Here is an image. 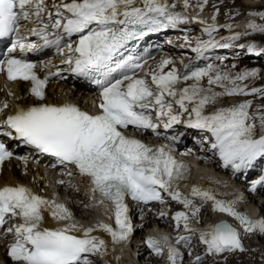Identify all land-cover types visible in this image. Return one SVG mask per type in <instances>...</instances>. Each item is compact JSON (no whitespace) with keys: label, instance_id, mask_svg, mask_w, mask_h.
<instances>
[{"label":"snow or ice","instance_id":"snow-or-ice-1","mask_svg":"<svg viewBox=\"0 0 264 264\" xmlns=\"http://www.w3.org/2000/svg\"><path fill=\"white\" fill-rule=\"evenodd\" d=\"M184 4L187 7L188 0ZM175 7L167 0H51V3L0 0V38L14 37L9 40L8 54L0 59V72L6 73L9 80L30 81L31 94L44 100L48 78L41 79L37 65L24 56L54 45L59 52L68 49L65 62L75 75L91 79L101 89L98 114H89L73 104L22 107L7 117L5 126L9 131L0 135L22 140L40 152L57 157L61 163L75 165L81 174L90 177L92 191L100 193L101 203L107 200L113 205L119 230L106 224L99 227L110 233L116 243L126 240L131 231L126 196L147 203L162 201L161 191H164L186 208L192 205L191 200L181 199V193L176 190L187 165L166 147H152L127 135L130 126L138 131L171 128L181 123L183 114H188L187 127L207 130L215 137L212 148L219 149L225 166L232 165L239 171L251 166L257 157H264V134L257 138V129L264 130V109L250 111L252 102L245 100L204 114L205 107L219 97L264 93V89L257 88L249 92L246 85L238 83L255 76V71L232 77L215 71L212 65L194 70L186 65L188 71L181 75L175 67L165 71L174 63L165 58L150 67L146 74L150 82L137 78V70L143 69L147 60L133 54L136 44L132 42L186 22L187 17L175 11ZM22 28L28 35L39 37L43 44L25 42ZM214 30L212 26L205 29L209 35ZM259 31L264 32V27ZM219 46L206 42L193 51L199 54L206 48ZM205 78L210 86L207 89L201 84ZM190 80L193 83L177 89L181 81ZM211 86H219L223 91H213ZM174 106H178V112ZM12 156L13 152L0 141V166ZM192 195L214 200L216 209L236 217L245 225L246 232L264 233V221L253 222L231 205L215 200L211 193L194 188ZM50 206H54V218H70L63 205L34 194L23 185L0 189V228L9 218L23 219L22 223H13L6 229L14 236L7 254L16 264H92L89 256L105 249V241L91 236L92 228L86 229L82 238L71 234L77 229L75 224L56 230L41 229L43 210ZM198 212L196 208L192 214ZM174 219L178 227L183 221L188 229L186 212H177ZM180 240L187 238L182 236ZM200 240L209 254L245 250L240 233L227 223L201 233ZM147 243L157 255L162 254L158 241L149 239ZM180 255L178 249L169 248L171 264H176Z\"/></svg>","mask_w":264,"mask_h":264},{"label":"bare ground","instance_id":"bare-ground-1","mask_svg":"<svg viewBox=\"0 0 264 264\" xmlns=\"http://www.w3.org/2000/svg\"><path fill=\"white\" fill-rule=\"evenodd\" d=\"M192 2L193 1H198V2H204V0H188ZM218 1L215 0L212 4L204 5V10H200V8L195 7L196 11L198 13H202L207 19H210L208 22V25H213V24H218L215 19L211 20L210 18V10H216L217 9V3ZM238 2V3H237ZM51 3V0L49 1ZM237 3V4H236ZM224 7H226L225 10V17L223 18L231 19L236 15L238 12H246V13H254L258 14V17L251 16L247 19L245 16H243V20L236 21L231 23L230 25H220L218 28H215L214 31L211 32L209 35L208 32L203 31L202 29H197L195 31L196 37L195 40H205L207 38H210L209 42L213 44H218L221 45L219 47H209L212 49L210 53H217L221 54L223 53L229 46L231 47L230 49L232 52H229L226 54V56H233V57H238V56H245L253 59H257L259 61H264V53L259 50H254V48H249L247 46L241 45L235 40L237 37H241V35L247 34L250 31L257 29V28H262L264 27V23H262L261 19L259 17L261 16L262 13L259 12L261 9V4H256L255 2L251 0H224L223 1ZM235 4V5H234ZM202 7V6H201ZM210 11V12H209ZM212 14V13H211ZM217 15V14H216ZM215 15V16H216ZM260 15V16H259ZM213 15V17L215 18ZM248 16V15H247ZM217 17V16H216ZM237 18V17H236ZM218 19V18H217ZM234 19V18H233ZM240 19V18H239ZM251 24H255L257 27L252 28L250 27ZM224 28L225 31L222 33H217L216 35H213V32H217L220 29ZM224 33H227L225 35ZM244 38V37H243ZM252 38V37H250ZM239 39V38H238ZM169 42V41H168ZM229 45L228 47H224L223 45ZM232 45V46H231ZM241 45V46H240ZM170 59L171 55L169 51H162L161 53L156 56L154 61L152 62V66L156 65L159 61L162 59ZM220 59V58H219ZM249 60V59H248ZM55 61L61 62V59H56ZM215 60L214 62H216ZM220 63L227 62L226 58H221ZM217 62V63H218ZM230 62V61H229ZM216 63V64H217ZM219 64V63H218ZM218 64L215 66L214 70L217 72H220L221 74L228 73L232 77H235L237 74L245 73V72H256L257 73L261 70V68L264 67V63L261 62L259 64H256L252 62L251 60L249 61H244L240 65V69H233L231 67L224 68V70L221 72L219 68H217ZM151 66V67H152ZM173 65H169L165 68V71L171 70L173 68ZM180 69L178 68V71ZM255 76H249L248 79L244 81H240L241 85H246L248 81H254L253 85L251 87H247V90L251 92L252 89L257 88V89H264V72H263V77L261 80H256ZM193 83V81H189L187 83L177 85V89H181L183 87L188 86L189 84ZM202 86H204L205 89L210 87L207 84V78H205L203 81H201ZM13 92H15V97H11L10 92L4 88V85L2 82H0V100L2 103H8L9 104V109L13 112H16L17 109L29 105V104H36L39 103L35 101L32 97L27 96V93L29 91V83L24 84L22 82H15L11 84ZM213 91L220 92L223 91L222 88L219 86H211ZM49 93L51 96V100L54 102H58L61 100V96L63 94V90L61 88H56L55 86H50L49 88ZM260 96L263 93H259ZM75 95H73L74 97ZM61 97V98H60ZM238 97V96H237ZM253 96L247 97L246 99H238L234 96H232L228 101L226 100L227 97H219L215 101V103H210L205 107L204 113L207 115L212 114L213 112L221 109V108H226L230 107L234 104H238L240 102H243L245 100H249L253 102ZM264 97V96H263ZM87 106L86 104H84ZM254 107V106H253ZM252 107V109H253ZM256 107H261L263 108L262 103H256ZM254 111V110H250ZM8 113V112H7ZM6 113V114H7ZM258 136V135H257ZM205 165L201 166H196L194 168L193 174L190 177V179L184 183L181 184L179 187V192L183 195L185 199L191 200L192 205L191 207H185L184 204L176 205V209H181L184 212H187L189 215L190 219H193V221H196L197 223H200L201 225L208 226L206 232H209V228L212 225H215L219 220H227L232 226H234L237 231L241 235V241L244 243L245 238H249L252 236V241L251 242V249L252 252H250L249 256H243V254L239 252H225L222 254H215V257L212 255H208L204 253L201 250V247L199 244H193L194 242H197L199 239V234L197 233L196 230L193 228H188V229H183L182 227L176 231L178 234L174 237L178 240V244L186 247V249H190V255L191 258H196L192 264H197V257H200V260L203 259L202 262H199V264H224L222 261L217 260V256H222V257H231L233 256L234 259L228 258L224 259L226 262L225 264H249L248 261H253L255 260L257 263L264 264V233L259 232V230L253 231V234H249V232L245 231V225L241 224L240 221L234 217L229 215L226 212H220L216 209L215 206V201L214 200H206L201 196H193L192 195V190L194 188L199 189L200 191L204 192L207 191L211 193L214 197L215 200L221 201L224 204L231 205L234 210L236 211L237 209H243V214L248 215L252 218L253 222H260L264 221V201L261 205V207H258L257 203L259 202L257 197H254V195H251V190H248L250 187L249 183L251 182V179L248 180L247 185H244L240 193L236 192V186L235 183L229 179V175L225 169H223L220 164L212 157L206 155L205 159ZM261 160V159H258ZM11 163H6L3 164L0 167V185L2 184H7V183H15L14 181L20 180L24 182H29L30 178L34 176H39L41 174V171L39 169L31 170L28 171L29 173H25L24 175H20L18 171L13 167V169H8V167H11ZM28 175V177H27ZM251 176V175H250ZM249 177V176H248ZM252 178V177H251ZM78 182H80L83 187L87 190V194L89 197H92L90 200L89 197L82 195V198L84 201L87 203V208L90 210L94 211L95 216L92 219H89L91 214V211L88 210H81L79 206L75 202L68 203L69 201L65 200V196L63 197L64 201L63 206L68 210V212L71 214L69 219L66 220H59L56 218H53L50 216V214L46 215V222L44 223V226L49 227V228H60L59 225L62 224H68V221H72L74 224L77 226V233L84 235V232L86 229H82V227H85L86 225L90 226L93 228L92 233H98L105 239L106 242V249L104 253V259L105 263L100 261V257L94 255L92 257V264H137L134 261V257H138V259L145 260L143 264H171V261L168 259V254L162 255L161 257H158V255H155L151 252V250L147 247V242L145 241L146 238L153 239L155 241L159 242V245L163 249V252H168L169 248H176L180 252V256L177 258V261L180 260V258L184 255L185 256V251L182 252V250L179 248V245L175 246V239L171 238L170 236V241L171 244L168 246V244L163 240L164 238V230H161V228H166V229H173L175 226V219H168L165 217H158L154 214H150L149 217L140 225L138 226L135 231H134V236L132 238L131 242H125L123 244H115L112 241V238L109 236L107 231H104L102 228L99 227L101 224H105L102 220L103 217V205H99L97 203V199L93 197L92 192L90 188L87 185L88 179L83 178V179H78ZM244 181H242L243 183ZM52 187H55L52 185ZM49 193L52 194L54 193L53 190L49 189ZM61 193V192H60ZM54 195V194H53ZM264 193H261L260 196L263 197ZM246 196L249 197V203H246L248 200L246 199ZM56 199L58 200L56 194H55ZM58 203H61L60 200H58ZM60 205V204H59ZM199 207V208H198ZM198 208L199 212L193 215V211ZM176 211L172 209V213H175ZM81 219L83 220V223H81ZM17 217H12L11 221H17ZM74 220V221H73ZM158 224V228L154 229L153 225ZM138 233V234H137ZM138 236V240L135 238ZM186 237L187 240H180V237ZM173 237V236H172ZM257 238L259 242L255 241L254 239ZM139 242V243H137ZM138 246V249L135 247ZM245 248V244H244ZM147 252H151L149 256L145 259L144 256L147 254ZM233 253V254H231ZM147 256V255H146ZM0 264H16L14 262H11L8 258H6L2 252V247H0ZM142 264V261H140ZM179 262V261H178Z\"/></svg>","mask_w":264,"mask_h":264},{"label":"rangeland","instance_id":"rangeland-1","mask_svg":"<svg viewBox=\"0 0 264 264\" xmlns=\"http://www.w3.org/2000/svg\"><path fill=\"white\" fill-rule=\"evenodd\" d=\"M215 0H207V3H206V5H208V4H212L213 2H214ZM218 2L216 3L217 4V9L216 10H210L209 12H210V15L211 16H215L216 14V16H215V20L220 24V25H229V23H230V20H234V21H240V20H243L244 18H243V16H245V18H247V19H251V18H249L250 17V15L251 16H254V17H258V14H254V13H246V12H242V11H240V12H238L236 15H234V19L233 18H231V19H227L226 18V20H225V18H223V16L225 17V10H226V7H224V4H223V1L224 0H217ZM238 1V0H237ZM251 1H253V2H255L256 4H261V9L259 10V12L260 13H262V14H264V0H251ZM238 3V2H237ZM236 3V4H237ZM205 5V3L204 2H198V1H193V5L195 6V7H198V8H200V10H204V9H202V8H204V5ZM235 5V4H234ZM202 6V7H201ZM212 13V14H211ZM248 15V16H247ZM260 16V15H259ZM261 16H263V17H259V19H261V21H262V23H264V15H261ZM237 17V18H236ZM218 18V19H217ZM240 18V19H239ZM241 18H243V19H241ZM224 29V28H223ZM222 33V32H224V30L222 31V29L221 30H219V31H217V33ZM216 34V33H215ZM225 34V33H224ZM244 37V38H243ZM250 37H252V38H250ZM239 38V39H238ZM235 40H237V42L239 43V44H241V45H244V46H247V47H249V48H254V50L256 49V50H260L261 51V53L263 52L264 53V32H261V31H259V28H257V29H254V30H252V31H250L249 33H247V34H244V35H241V37L239 36V37H237ZM240 45V46H241ZM232 46V45H231ZM231 47L229 46V48H227L223 53H221V54H218V56H222V55H226L227 53H229V52H232V50L230 49ZM245 56H248V55H245ZM245 56H238V57H233V56H225V58H226V60H227V62H223V63H220V62H218L217 64H218V66H217V68H219L220 69V71L222 72L223 70H224V68H227L228 69V67H231V68H233V69H237V68H241L240 66V64L241 63H243L244 61H249V60H251L252 62H254V63H256V64H259V63H261V62H263L264 63V61H259V60H257V59H251V58H249V57H245ZM219 57V58H220ZM222 58V57H221ZM220 58V59H221ZM249 59V60H248ZM219 60V59H218ZM220 61V60H219ZM230 61V62H229ZM216 64V65H217ZM264 65V64H263ZM263 72H264V67L263 68H261V70L257 73V75H256V77H255V79L256 80H261L262 79V77H263ZM253 83H254V81H248L247 83H246V86L247 87H251L252 85H253ZM202 84V83H201ZM250 92V91H249ZM251 96H253V95H248V96H234V97H236V98H238V99H246L247 97H251ZM264 93L260 96V94L259 93H257V94H254V97H253V102H252V107L254 106H256V103H262L263 104V106H264ZM231 97H227L226 98V100L228 101L229 99H230ZM253 107V109H251V110H256L258 107H256V108H254ZM259 108H261V107H259ZM262 109H264V107L262 108ZM260 134H264V130H262V129H257V135L259 136ZM259 161H262V159L261 160H259ZM27 177H28V175H27ZM251 179V176H249L246 180H244V183H242L243 185H242V188H243V186L244 185H247V181L248 180H250ZM234 183H235V185L237 184V185H239L237 182H235V181H233ZM251 183V182H250ZM250 183H249V185H250ZM73 187L74 188H67V187H62V188H59V190H55L56 192H57V194H58V198H59V200L60 201H64V199H63V197L65 196L66 198H65V200L66 201H69L68 203H72V202H75L76 204H77V206H79V208L81 209V210H88V211H91V214L92 215H90V217H89V219H92L94 216H95V213H94V211H92V210H90L89 208H87V203L84 201V199L82 198V195L81 194H83V195H85V196H87V197H89V195L87 194V190L85 189V187H83V185L81 184V183H78V184H74L73 185ZM241 187V186H240ZM61 192V193H60ZM249 194H251V195H253L252 193H249ZM63 196V197H62ZM90 198V197H89ZM263 199H264V195H263V197H262ZM246 199L248 200L246 203H249V197L248 196H246ZM90 200H91V198H90ZM264 201V200H263ZM263 203V202H262ZM261 203H259V205H260ZM257 205H258V203H257ZM262 205V204H261ZM261 205L260 206H258V207H261ZM199 208V207H198ZM81 221H82V223H83V220L81 219ZM138 234V233H137ZM175 236L176 235H178V234H182V233H178V232H174L173 233ZM249 234H253V231L252 232H249ZM137 240H138V236H136L135 237ZM173 239H175L176 240V237H172ZM249 240H253L252 239V236H250L249 238L247 237V238H245V240H244V244H245V250L243 251V252H241V251H239V250H237L236 252H239V253H241V254H243V256H249V254H250V252H252V249H251V242L249 241ZM256 242L258 241L259 242V240L257 239V238H255L254 239ZM176 242V241H175ZM137 243H139V242H137ZM196 242H194L193 244H195ZM175 244V243H174ZM178 245V244H177ZM175 246H176V244H175ZM136 249H138V246H136L135 247ZM179 248L182 250V249H185V251H186V254H185V256L183 255L181 258H180V260H178L177 262H176V264H192V262L196 259H194V258H191V255H190V249H186V247H184V246H182V245H179ZM229 253V252H228ZM149 253H147L145 256H144V258L146 259L149 255H148ZM231 254H233V253H231ZM212 256L213 257H215V254H212ZM160 257V256H159ZM228 258H231V259H234L233 258V256H231V257H222V256H217L216 257V259L217 260H219L220 259V261H222L224 264H225V260L226 259H228ZM225 259V260H224ZM100 261H102L103 263H105L106 261L105 260H101L100 259ZM134 261L137 263V264H140L141 262L140 261H142V264L144 263V261L145 260H142V259H138V257H134ZM203 261V259H201L200 260V262H202ZM248 263L249 264H260V263H257L255 260H253V261H248Z\"/></svg>","mask_w":264,"mask_h":264},{"label":"water","instance_id":"water-1","mask_svg":"<svg viewBox=\"0 0 264 264\" xmlns=\"http://www.w3.org/2000/svg\"><path fill=\"white\" fill-rule=\"evenodd\" d=\"M246 217H248L250 220H252V218L250 217V216H246ZM225 223H227V224H230L229 222H225ZM231 225V224H230ZM232 226V225H231ZM234 227V226H233ZM235 228V227H234ZM242 244H243V247H244V243L242 242Z\"/></svg>","mask_w":264,"mask_h":264}]
</instances>
